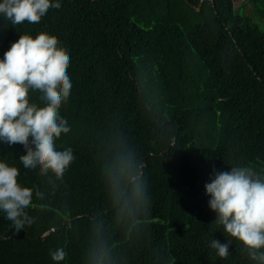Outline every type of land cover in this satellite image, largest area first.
I'll return each instance as SVG.
<instances>
[{"label": "trees", "instance_id": "16d2710c", "mask_svg": "<svg viewBox=\"0 0 264 264\" xmlns=\"http://www.w3.org/2000/svg\"><path fill=\"white\" fill-rule=\"evenodd\" d=\"M248 2L250 17L234 0H59L38 23L0 17V57L20 35L44 33L70 58L60 107L70 132L55 143L75 157L57 180L24 171L23 151L0 143L17 186L43 193L30 196L22 233L0 218V264H84L97 227L121 264H251L213 223L204 187L229 165L264 172V0ZM113 135L142 163L149 205L139 224L117 218L101 178ZM211 236L232 239L230 255L217 256ZM60 247L67 255L53 261Z\"/></svg>", "mask_w": 264, "mask_h": 264}, {"label": "clouds", "instance_id": "9594fccd", "mask_svg": "<svg viewBox=\"0 0 264 264\" xmlns=\"http://www.w3.org/2000/svg\"><path fill=\"white\" fill-rule=\"evenodd\" d=\"M49 10L59 11V0H0V17L12 25L25 20L38 23ZM69 64L70 58L44 33L20 35L0 57V143L23 151L15 162L24 171L51 174L57 180L75 159L71 147L60 149L55 143L70 132L60 114L72 88L66 71ZM29 94L36 98L35 104ZM229 166L225 171L213 170L204 185L208 206L215 214L213 223L241 242L251 264H264V172L246 164ZM100 174L117 218L122 223H141L149 194L137 151L123 136L113 135L105 145ZM16 181V167L0 159V218L13 235L33 223L27 214L30 196L43 195L35 188L22 190ZM232 244V239H209L210 247L222 258L230 255ZM49 255L59 262L67 253L60 247ZM84 264H121L102 227L94 231Z\"/></svg>", "mask_w": 264, "mask_h": 264}, {"label": "rangeland", "instance_id": "374dc122", "mask_svg": "<svg viewBox=\"0 0 264 264\" xmlns=\"http://www.w3.org/2000/svg\"><path fill=\"white\" fill-rule=\"evenodd\" d=\"M247 5L245 8H241L242 6ZM234 6L236 11L241 15H248L249 17L252 16L251 12V6L248 0H234ZM240 8V9H239ZM256 20H259V18H255Z\"/></svg>", "mask_w": 264, "mask_h": 264}]
</instances>
